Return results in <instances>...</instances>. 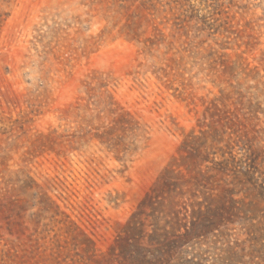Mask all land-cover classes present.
<instances>
[{
  "label": "rangeland",
  "instance_id": "rangeland-1",
  "mask_svg": "<svg viewBox=\"0 0 264 264\" xmlns=\"http://www.w3.org/2000/svg\"><path fill=\"white\" fill-rule=\"evenodd\" d=\"M0 264H264V0H0Z\"/></svg>",
  "mask_w": 264,
  "mask_h": 264
},
{
  "label": "trees",
  "instance_id": "trees-1",
  "mask_svg": "<svg viewBox=\"0 0 264 264\" xmlns=\"http://www.w3.org/2000/svg\"><path fill=\"white\" fill-rule=\"evenodd\" d=\"M197 139L198 137H196L195 135L189 134L182 141L180 145L181 151H179L180 154L179 159L183 160L189 158L190 161L182 162L181 164H174V165H176L177 168L182 167L183 170L193 175L195 178L206 177L211 179V178L219 177V179L222 180V178L225 175H229L231 172L232 179L230 180V182H226V180L224 182H226V185L231 184L233 187H229L230 185H228L226 187H221V190H223L226 194H228V201L230 205L228 211L231 212L235 211L233 213L234 215H236L235 213L240 212V208L235 207V203L237 201L231 195L229 196V193H231L232 189L235 188L237 185H240L242 188L245 187L247 191L249 189L252 190V188L248 184L254 187L253 180H254V175L257 172L255 152H252L247 157L249 161H244V162H242V160H236L234 157L230 159L224 158L221 161H215V162L205 157L202 158V160L197 161L194 157L197 148H193L191 146L193 141ZM174 160L175 162H177L178 159L175 157ZM206 162H211L212 165L210 166L206 165V169L203 170L201 166ZM168 170L173 172L175 168L173 167V165H170V167H168Z\"/></svg>",
  "mask_w": 264,
  "mask_h": 264
}]
</instances>
